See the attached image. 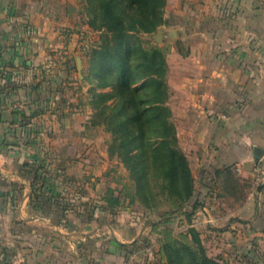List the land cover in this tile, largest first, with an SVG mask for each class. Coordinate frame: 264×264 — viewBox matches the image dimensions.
Returning a JSON list of instances; mask_svg holds the SVG:
<instances>
[{
  "label": "crops",
  "instance_id": "0c3cea01",
  "mask_svg": "<svg viewBox=\"0 0 264 264\" xmlns=\"http://www.w3.org/2000/svg\"><path fill=\"white\" fill-rule=\"evenodd\" d=\"M82 1L0 0V264L157 263L146 220L105 200L127 181L111 136L93 125L81 50L99 33ZM165 18L157 45L203 202L196 227L226 264H264L254 171L264 167V0H167ZM55 59L61 69L48 79L42 66Z\"/></svg>",
  "mask_w": 264,
  "mask_h": 264
},
{
  "label": "trees",
  "instance_id": "16d2710c",
  "mask_svg": "<svg viewBox=\"0 0 264 264\" xmlns=\"http://www.w3.org/2000/svg\"><path fill=\"white\" fill-rule=\"evenodd\" d=\"M86 1L84 14L90 16L86 23L92 31L100 34L95 46L82 47L94 84L91 90L93 125L102 126L113 134L109 154L123 163L133 176H138L137 183L142 174L148 178L149 173L161 167L166 170L172 194L184 200L182 203L185 204L194 194V178L189 159L179 145L172 109L168 104L171 89L167 81V51L158 45L143 48L133 42L134 33L152 34L166 23L167 0ZM125 18L134 22L125 24ZM108 88L112 90L106 91ZM141 91L146 92L141 96ZM107 109L110 110L108 114ZM124 129L128 133L124 134ZM148 140H155V143H148ZM40 180L42 185L37 191L42 195L45 178L40 177ZM125 191V186L109 189L105 197L108 205H123L126 196H130ZM137 192L135 190L132 198L137 197L144 202L140 188L139 194ZM200 206L195 204L187 216L193 217ZM168 215L162 218L161 223H167ZM197 236L195 232V238ZM162 242L166 256L163 264H224L209 257L200 244L196 248L177 241Z\"/></svg>",
  "mask_w": 264,
  "mask_h": 264
},
{
  "label": "rangeland",
  "instance_id": "374dc122",
  "mask_svg": "<svg viewBox=\"0 0 264 264\" xmlns=\"http://www.w3.org/2000/svg\"><path fill=\"white\" fill-rule=\"evenodd\" d=\"M81 4H82L81 14L83 15V18L85 20L84 22H87L90 16L88 15L87 17V15L84 14V10L87 7L88 2L86 0H83ZM133 22L134 21L130 20L129 18L124 19L125 24H130ZM96 24H98L97 21ZM158 30L152 34H146L142 32L138 34L134 33L133 42L136 44V46L140 45L143 48H150L153 46H157V44L160 43L155 38V35L157 34ZM98 41L99 39L97 41L92 42L91 45L95 46ZM137 56H141V55L138 54ZM112 75H110V77ZM87 79L90 81L92 80V78L89 76V69H88ZM153 88L154 87H152L151 89ZM111 90L112 88L106 89V91H111ZM145 92L146 91L143 92L141 91L140 95L142 96V94H144ZM171 96H172V92H171ZM109 112L110 110L107 109L106 114H108ZM103 129L105 133L111 136V140H112L113 134L107 131L104 127ZM123 133L124 134L128 133V130L124 129ZM147 142L154 144L155 140H148ZM150 152L151 149L149 150V154ZM124 170L126 173L125 178L127 181V185L125 186L126 187L125 193L126 194L128 193V195L130 196L129 197L126 196L125 203L122 207H126V203L128 202L127 206L130 205L136 216L146 220L149 227H151V231H150L151 234L145 236V240L143 243L146 251L150 250L152 256L156 258L155 259V262H157L156 264H163L166 261V256L163 253L161 247V240H163L162 244L177 241L180 244H188L196 248H198L200 244V246H202L205 249L206 254L209 257L213 259H218L215 258L214 255H210V247L207 242V239L206 237L201 236L202 233L196 227L197 217L193 216L190 218L187 216V213L192 211L195 204L202 205L203 203L202 201H200L199 198L200 196L197 195L196 180L194 176H193L194 194L190 200L186 201L185 204H183L182 202H184V200L176 198L175 195L172 194L169 181L167 179L166 170L165 171L162 170L161 167H157L155 172L149 173L148 178L146 174H142L140 181L138 179V183L136 181V178L138 176L136 177L133 176L131 171H129L126 166H124ZM139 188H140V192L143 194V198L145 200L144 202L141 199L139 200V198L137 197H136L137 199L132 198V195L135 194L134 193L135 190L136 191L138 190L137 194H139ZM133 200L135 202L131 203ZM198 209H200V207ZM167 213L169 214L168 215L169 217L167 218V223H161L162 218L165 217ZM193 230L198 235L197 238L199 241L197 240V238H195V232ZM218 260L226 264L222 260L220 259Z\"/></svg>",
  "mask_w": 264,
  "mask_h": 264
},
{
  "label": "built area",
  "instance_id": "2783aa9c",
  "mask_svg": "<svg viewBox=\"0 0 264 264\" xmlns=\"http://www.w3.org/2000/svg\"><path fill=\"white\" fill-rule=\"evenodd\" d=\"M83 54H85V49L81 50ZM61 63L58 59L51 60L47 64L42 66L41 74L48 79H53L60 71ZM254 171L258 180L259 185L264 184V167L256 163L254 166ZM10 264H25L19 259H14Z\"/></svg>",
  "mask_w": 264,
  "mask_h": 264
},
{
  "label": "water",
  "instance_id": "95a60500",
  "mask_svg": "<svg viewBox=\"0 0 264 264\" xmlns=\"http://www.w3.org/2000/svg\"><path fill=\"white\" fill-rule=\"evenodd\" d=\"M163 35H164V31L162 29L158 30L157 34L155 35V38L157 39L158 42H162L163 41ZM78 61L80 63L81 62V58H79Z\"/></svg>",
  "mask_w": 264,
  "mask_h": 264
}]
</instances>
